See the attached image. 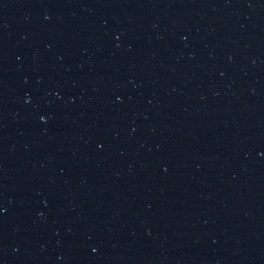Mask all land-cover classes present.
<instances>
[{"label": "water", "instance_id": "water-1", "mask_svg": "<svg viewBox=\"0 0 264 264\" xmlns=\"http://www.w3.org/2000/svg\"><path fill=\"white\" fill-rule=\"evenodd\" d=\"M0 264H264V0H0Z\"/></svg>", "mask_w": 264, "mask_h": 264}]
</instances>
